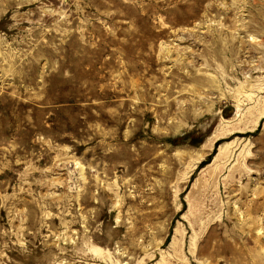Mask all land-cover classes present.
Wrapping results in <instances>:
<instances>
[{
	"label": "rangeland",
	"instance_id": "374dc122",
	"mask_svg": "<svg viewBox=\"0 0 264 264\" xmlns=\"http://www.w3.org/2000/svg\"><path fill=\"white\" fill-rule=\"evenodd\" d=\"M0 264H264V0H0Z\"/></svg>",
	"mask_w": 264,
	"mask_h": 264
},
{
	"label": "bare ground",
	"instance_id": "6f19581e",
	"mask_svg": "<svg viewBox=\"0 0 264 264\" xmlns=\"http://www.w3.org/2000/svg\"><path fill=\"white\" fill-rule=\"evenodd\" d=\"M263 232V230H261Z\"/></svg>",
	"mask_w": 264,
	"mask_h": 264
}]
</instances>
